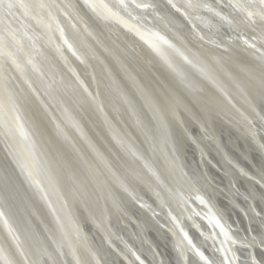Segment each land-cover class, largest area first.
Returning <instances> with one entry per match:
<instances>
[{"label":"water","instance_id":"obj_1","mask_svg":"<svg viewBox=\"0 0 264 264\" xmlns=\"http://www.w3.org/2000/svg\"><path fill=\"white\" fill-rule=\"evenodd\" d=\"M73 1L81 13L89 11L92 14L99 28L108 34L110 40H84L79 34L81 29L65 12L62 11L59 15L55 9L51 11V8L47 7L49 12L41 16L36 11L38 9L33 8L32 15L25 22L41 40H25L26 46L19 40L8 41L9 43L0 41V53L6 55L7 60L18 72L16 77L13 76V80L15 83L19 76L21 81L17 87L22 93L26 89L28 92V88L37 87L38 92L32 90L36 92L35 97L28 92L23 98L33 101L32 119L34 122L38 119L42 121L40 130L44 128L49 131L50 137H53L54 132L59 139L66 137L67 133L59 130L58 124L50 121L46 115L45 104L47 101L52 103L59 114L65 116V109L62 107L64 96H71L70 101L80 99L79 101H83L92 114L96 115L98 124L86 128L77 121V118L85 117L79 114H75L73 119L70 115L65 118L69 119L77 130L82 131L81 138L86 139L92 130L95 140L96 133L102 136L101 133L105 129L109 134V149L123 155L125 165L127 164L141 181L142 187L139 189L142 190V197L126 184V187L129 186L128 196L132 205L137 204L136 199L141 197L140 200L143 199L141 201L154 210L145 216L144 221L148 227L145 228L139 222L140 213L134 206L130 205L128 210L124 209L127 219L125 224L131 229L126 235L125 232L120 233V239L124 241L122 244L128 245L137 261L145 264L126 240L130 238V231L133 233L137 227L143 235L144 230L148 231L147 234L152 238L150 239L154 245L155 236V240L160 241L165 250L170 252L167 264H228V258L232 264H264L259 255L264 254V241L260 238L264 234V216L261 215L263 212L255 207L261 197L258 186L264 188V183L236 164L235 160H230V157H233L230 152L239 156L242 154L239 149L242 148L244 153L249 150L252 155L260 157L264 168V0H133V4L154 1L162 14L152 11L154 7L149 9L151 4L135 7L131 3H125L126 0ZM42 2L36 0L38 5ZM33 4L34 2L31 7H35ZM145 7L148 9H144ZM154 15L162 17L154 19ZM157 21L160 26L154 25ZM10 27L17 25L12 22ZM173 28L175 30L172 31ZM68 35L78 37L79 40H69ZM39 46H44L45 51L51 55V65L46 69L41 64L37 67L38 63L32 61L27 54L26 61L16 57L18 50L22 53H35ZM90 58L94 61L95 70V78L94 81L90 80L91 82L87 80L90 79V73L93 74L89 66ZM24 62L26 65L23 66ZM24 74L31 79L23 81ZM101 82L102 86L99 84ZM206 89L212 93L213 101H210V105L213 107L215 119L219 116L217 121L208 119L207 126L200 123L203 113L199 109V104L203 106L202 104L208 103L202 97L205 96ZM134 90L137 93H134L135 95ZM4 92L7 96L8 90L0 88V96ZM10 96L12 99L7 98L9 102L6 104V110L16 116L22 113L20 109L23 106L17 104L15 98L21 102L22 98L13 97V92ZM107 96L111 100L106 98ZM115 97L122 100L123 114L114 102ZM3 101L2 99V103ZM216 101L222 102L223 105H217ZM238 103L241 104L239 109L242 110L239 114L246 120L244 126H241L238 118L228 114ZM153 125L158 128L167 144L164 148L161 146L162 150L169 157L178 159L176 163L186 177L185 180L190 181L188 173L197 174V170L189 169L188 164L196 155L210 182H216L212 177L214 172L221 177L222 183L233 187L234 195H237L236 200L233 198L234 192L216 183L221 195L225 194L229 200L235 201L236 209L245 217L249 234L244 228L234 225L237 221H232L231 212L223 203L226 198L221 195L213 198L199 190L193 194L178 195L186 204V210H191L184 218L176 215L167 206L166 198L162 199L160 188L153 183L151 177L157 179L159 176L156 164L148 156L153 144L157 147V130ZM206 127H209L211 132H207ZM16 128L10 120L0 115V146L5 148L3 150L8 157L4 158L0 153V169L5 167L7 172L4 179H0V185L7 189L2 190L0 187V193L11 201H16V218L28 222L27 226L25 224L21 227L24 233L41 243L39 234L46 232L63 264H82L68 237L70 233L65 225L67 221L61 219L58 204L60 186L56 188L53 185L57 182L53 181L49 171L44 168L40 155L38 157L32 152L34 147L30 142L28 129L23 124L20 130ZM201 134L205 135L207 145L199 139ZM182 137L183 140L179 143L178 139ZM52 139V147H55L58 144ZM129 140H134L133 145ZM220 140L225 141L229 150L225 146L223 148ZM69 144L73 143L70 141ZM211 144L218 149L216 155L209 150ZM73 146L74 151L77 150L76 145ZM28 151L34 154L31 161H28ZM181 153L183 159L180 157ZM215 156L223 164L225 171L217 167ZM56 170L61 174L62 171L57 165ZM146 171L150 175L146 174ZM231 172L238 174L240 183H236ZM107 175L109 179L113 176L111 173ZM108 177L103 175V180L107 181ZM189 187L191 188L190 183ZM242 189H250L256 201L252 202ZM150 195H153L155 202L157 200L160 205L156 206ZM245 202L249 203L247 206L249 205L257 220L258 234L255 232L254 221L248 220ZM1 207L0 205V233L3 238L10 239L9 234L13 227ZM221 207L226 208V214ZM262 208L264 211L263 205ZM67 214L71 218L72 228L83 243L86 241L87 247L84 245L88 248L90 243L86 240V234L89 229L79 223L77 217L69 211ZM117 214L113 213V216ZM208 215L214 218L212 220H215L216 226L227 237L226 248L219 241ZM31 219H34L35 223ZM173 220H176L177 228L172 226ZM154 221L159 226H156ZM192 230L195 231L194 235ZM178 237L188 245L190 254H186ZM15 240L14 237L10 239L14 246L20 248ZM1 241L0 238L2 244ZM154 245L148 242L146 250L149 251L150 248L157 256L154 257V264H161L163 259L157 255ZM101 248L106 255V264H137L128 253L121 249L116 251L112 243H107ZM94 252L89 250L93 255V263L105 264V260ZM38 261L43 264L40 258ZM7 263L13 264L11 254L0 246V264Z\"/></svg>","mask_w":264,"mask_h":264},{"label":"bare ground","instance_id":"obj_2","mask_svg":"<svg viewBox=\"0 0 264 264\" xmlns=\"http://www.w3.org/2000/svg\"><path fill=\"white\" fill-rule=\"evenodd\" d=\"M42 1L43 2L39 3L38 5L36 3V0H0V23L12 24L13 22L16 25L21 26L20 22L22 21V19L24 18L27 19L30 17V15H32L33 8L38 9L36 11L39 12L41 16H43V14H47V12H49L46 10V8L49 7L51 8V11L55 9L57 11V14L59 15L63 11L68 16H70L74 20L77 27L81 29L79 30L80 31L79 34L84 38V40H110L108 34L99 28V24H97L92 14L89 11H87V13L85 12L83 13L82 11L81 13L80 8L77 7L76 4H74L73 0H42ZM32 2H34L32 6H35V7H31ZM125 3L133 4V0H126ZM7 4L9 6H7ZM145 4H151L152 7L149 8L147 6L149 9L154 7L153 9H151L152 11L158 14H162L161 9L155 6L154 1L147 2L144 4L135 3L133 5L141 7L142 5H145ZM147 7H145L144 9H148ZM59 9L60 11L58 12ZM19 13L20 15H17ZM158 16L162 17L160 15H154L155 17L154 19H156ZM62 19L63 18H61V20ZM120 22L123 24V26L125 25L123 21H120ZM154 25L160 26L159 21L154 22ZM171 30L173 31L175 30V28ZM25 31L28 32V35L25 36L27 37L26 40H41L38 38L33 28L27 25V26L20 28L19 30H16L17 38L15 39L19 40L22 45L26 46V43H27L24 39L21 38V34ZM68 38L69 40L70 39L79 40L78 37L77 38L70 37L69 35H68ZM17 40H0V41L1 42L3 41L16 42ZM27 52L23 51L22 53V51L20 52L18 50L16 53L17 54L16 57L22 61L23 60L26 61V54H27L29 58H31L32 61L34 60L35 63H38L37 67L40 66L39 64H41L46 69V67L48 68V66L51 65V61H50L51 55L47 51H45L44 46H41V47L39 46L38 49L35 51V53H32L31 51H27ZM24 65H26L25 62L23 66ZM89 66L91 67V71H93L94 61L92 59L90 60ZM94 71H93V74L90 73L89 75L90 79L87 78V80L94 81V78H95ZM17 74L18 72L15 70V68H13L10 61L7 60L6 55H3L2 53H0V88L2 90L3 89L8 90L7 96L5 92L4 94L1 93V96H0V115L4 116L6 120H10L12 124L16 125V127L18 128V129L16 128L17 130H20V127L22 124L24 125L26 129H28L31 135L29 137L30 142L32 143V146L34 147L33 148L34 150L32 149V152H34V154L36 153L38 157L40 155L41 162L44 168L49 171V173L51 174L53 178V181L55 183L57 182L56 185L55 184L53 185L56 188L60 186L61 195L59 196L61 199L59 198V202H58L60 206L59 211H60L62 221L64 220L67 221L65 225L69 229L68 233H70V235L68 237L71 240L73 244V248L75 249L77 253V258L79 259V261H82L81 262L82 264H94L93 255L92 253H89V250H91L92 252L95 251L97 256H99L102 260H105L104 263L106 264V255L103 253L102 251L103 248L101 247H103V245H106L107 243L108 244L112 243V246L116 247L114 248L116 251L120 249L123 250L124 253L125 252L128 253V255L132 258L133 261L137 262V264H141L140 262L137 261V258L133 254H131L129 246L128 245L125 246L122 244L124 241L121 240L122 238L120 237L122 235V234L120 235L121 232H125L124 234L126 235L128 234L127 232L131 229L128 224H125L127 222V219H126V215L124 214V209L128 210V207L132 205V202H131L132 200L128 196L129 186L133 189V191L137 193L139 192V196L142 197L143 195H140L142 190L139 189L140 187H142L141 181L136 177L135 173L132 170H130L129 166L127 164H126L127 166L125 165L123 155L121 154L118 155L117 153H115V150L109 149V145H108L109 144V134L105 129H103L101 133L102 136L96 133L95 140L93 139L94 132L91 130V128H90L91 131H89L91 134H89L86 137V139L85 137L81 138V136L83 137L82 131L80 129L77 130L75 125L74 124L72 125L71 124L72 122L69 119L65 118L66 116L70 115L72 116V119H73L75 114H79L80 116L84 115L85 117L77 118V121L83 124L84 126H86V128L91 127L92 124H98L97 118H95L96 115L94 116L92 114V111L86 107V104L83 101H79L80 99L70 101L72 97L68 96L66 92H64L66 94L65 95L66 97L64 96V101H63L64 103L62 107L65 109V111L63 112L65 116H61L59 114V111L55 108V106L52 105V103L47 101L45 104L46 115L50 118V121H55V123L58 124L59 130L60 129L64 130V132L67 133L66 137H63V138L61 137L59 139V137L57 136V134H55V132L54 134L52 133L53 137H50L51 133L49 131H45L44 128L43 130L42 128L40 130L41 124L43 125L42 121L38 119V120H35L34 122L32 119V116H33L32 110L34 108L33 107L34 104H31V102L33 101L31 99L29 100V98H25V99L23 98L25 97V93H28V92H29V95H31L32 97H35L36 92L32 90H35L38 92L37 87H35V89L28 88V92L26 89L25 92L22 93L17 87V85L21 81L19 76H18V79H16L15 83L13 80V76L15 75L16 77ZM29 78L30 76H27V74H24L23 81H26ZM56 82H58L57 79H56ZM99 84L101 85L102 82ZM150 89H151V86H150ZM11 92H13L15 95L13 97L21 96L20 98H22V102L20 100H17V98H15L17 101V104H21L23 106V108L20 109L22 113L16 116L11 111L8 112L6 110V104L7 102H9L8 99L10 100L12 99V97L10 96ZM210 92H208L207 90L206 93H204L205 96H202L208 103L202 104L203 106L199 104L200 105L199 109L203 113V116L200 119L201 120L200 123H203V125H206V126H207V121H209L208 119H211V118H213V120L219 119V116H217L216 119L214 117L213 107L210 105V101H213L211 98L212 93ZM134 93L137 94L135 90L133 92V95H135ZM108 97L109 96H107L106 98ZM2 99L4 100L3 103H2ZM108 99L111 100L110 97ZM111 102L113 103V101ZM114 102L115 104L117 103L118 108L121 109L120 113L123 114L124 110L122 109V103H121L122 100L119 97H115ZM216 104L219 106L223 105L222 102H218V101H216ZM240 105L241 104L238 103L237 106H235L233 110L230 111L228 114L238 118L239 123H242L241 126H244L243 124L246 120L243 115L239 114L240 111H242L241 109H239ZM223 114L225 113L223 112ZM11 116H15V117L11 118ZM236 118H234V120H236ZM220 119L222 120V118ZM20 123L22 124L20 125ZM47 127L50 128V126H47ZM130 128H132V126ZM155 129L157 130L156 134L158 136V137H155L157 141L158 149L156 145L153 144V149L151 148L150 149L151 151L150 150L148 151V156L152 160V162L156 164L157 166L156 170L159 176L157 179H155L154 176H151V177H152V181H154L153 183L158 185L160 188L159 189L160 196L162 195L163 200H165L166 198L167 206L176 215L184 218L187 215L186 213H189V214L191 213V210L189 209L186 210L187 209L186 204L183 201H181L180 197L178 196V195H182L183 193L193 194L194 191L199 190L205 195L206 194L209 196L211 195V197L216 198L219 195H221V191L218 189L217 187L218 185H216V183L222 185V188H225V189L230 190L231 192H234L233 187L228 186L227 183L226 184L222 183L221 177L216 175L214 172L212 173V177L215 178L216 182L215 183L210 182L208 177L203 172L201 165L199 164L200 160L199 158L196 157V155L195 157L191 158L193 159V161L189 162L188 164L190 166L189 169L192 168L194 170L195 169L197 170V174L193 172L188 173L189 174L188 177L190 181L188 182V180H185L184 178L186 177L182 174V172H180L178 168L179 165L178 163H176L178 162V159L173 156L169 157L168 155L164 153L162 149L164 148V145L166 146L167 144L166 142H164V137L161 135L158 128L155 127ZM206 129L208 130L207 132H211L209 130V127H206ZM132 130L135 131L133 128ZM134 133H136V131ZM52 138H54L58 144L55 147H52L53 145ZM180 139H178L179 143L180 141L182 142L183 137ZM199 139L201 140V142H204V144L206 143L205 135H202L201 137H199ZM70 141L74 145H76L77 150L74 151L73 144H69ZM220 141H221V144L223 145V148L224 146L226 147L225 141L224 140H220ZM132 142H134V140L130 142L131 145H133ZM91 143H94V145L93 144L91 145ZM161 146H163V148ZM24 148L26 149L25 146ZM3 149L5 148L0 146V153L4 156V158L8 159L7 154ZM210 149L212 150L213 153H215L214 155H216V151L218 149H216L213 145L209 147V150ZM239 150H240V153L245 154V156L246 155L247 156L244 157L240 153H239L240 154L239 156H236L234 152L229 151L230 153H232L231 155L233 156V157H230L232 158L230 160L233 162L235 160L236 164L238 163L239 165H241L243 168L246 169V171L250 175H253L259 178L264 183V168L262 166V159L260 157H256L252 155L249 150H247L246 153H244V150L242 148ZM30 151H28L29 153H27L28 154L27 157L29 159V160L27 159L28 161L33 160L34 154L30 153ZM230 153H229V156H230ZM180 157L181 159H183L182 153ZM214 162L217 165V167H219L221 170L223 168L225 171L223 164H221L220 161L217 160L216 156L214 157ZM56 165L59 166L60 170L62 171L61 174H58L56 170ZM3 168L4 169L2 168L0 169V179L1 180L4 179V174H7L5 167ZM107 173H111V175H113L112 178L109 179ZM231 173H232L233 179L236 181V183H238L239 182V177L237 176L238 174H236L235 172H231ZM146 174H149L148 171H146ZM103 175L104 176L106 175L108 177L107 181L103 180ZM189 183H190L191 188L189 187ZM126 184H128L129 186L126 187ZM0 187L2 188V190L6 188L2 184L0 185ZM242 190L248 195V197L251 199L252 202L256 201L255 200L256 198L254 197L250 189H242ZM258 190L261 194V197L258 198L259 202L255 203L256 205L255 207L261 210L263 212V214L261 213V215L264 216V211L262 208V205L264 206V188L261 186H258ZM234 194L235 192L233 193V198L234 200H236L237 195L235 196ZM221 196L223 198H226V201H224L223 203L225 207L228 206L229 211L231 212L232 221L233 222H235V220L237 221V223L235 222L234 225L244 228V230L248 233L245 217L239 210L236 209L235 201L231 199L229 200V198L225 194L224 196L223 195ZM140 198L136 199V201L133 199L137 204L132 205V206H134L135 209L140 213L139 222L142 224V226H144L145 228H148L147 223H145L144 221V218L146 215H149L150 211H153L154 209L153 207L151 208L148 207L146 203L141 201L143 199L140 200ZM150 198L153 200L156 206L160 205V203L157 200L155 202L153 195L152 196L150 195ZM20 199H21V195H20ZM15 202L13 200L11 201L10 199H8V197H4L2 195L0 196V205L2 206L1 207L2 211L5 213V216L9 218L10 223L12 224V227H13V230H11L9 234L10 239L11 237H14L16 239L15 241L18 242L19 244L18 246L20 247L18 248L16 245L15 247L13 245L14 242L11 243L9 238H5V237L3 238V234L1 235L0 233V238L2 240L1 241L2 244L0 243V246L3 250L5 251L8 250V254H11V259L13 260V264H41V262L38 261L39 258L43 261V264H63L62 259L60 258L58 252L56 251L54 247V243L51 242L49 237L46 235L47 234L46 232H44L43 234L41 231V234H43V235L39 234L41 243H37V241L34 240L33 236H31L30 238L29 234L24 233L21 230L22 225L25 226V224L28 222L26 221L22 222L16 218L14 214V212L16 211L14 210ZM247 204L249 203L245 202L244 205H245V209L247 210V214L249 218L248 220L250 222L254 221L253 225L255 228V232L258 234L259 227L256 224L257 220L254 217L253 213L251 212L250 210L251 208H249L248 207L249 205L247 206ZM225 207L224 208L221 207V208L226 214ZM68 211L71 214H73L75 217H77L79 223L84 225L85 228L87 227L89 229L86 234V238H87L86 240L87 242L91 244L90 245L88 243L90 248L89 247L86 248L87 247L86 241L85 243H83V240L76 233L74 228H72L73 224H72V221L70 220L71 219L70 216L67 214ZM116 212L118 213L117 216H113V213H116ZM207 217L209 218V221L214 227V231L219 236V239H220L219 241H221L222 246L226 248V244H228L227 237L224 235L222 230L216 226L214 222L215 220H212L214 218H212L211 215H208ZM31 220L32 222L35 221L34 219H31ZM154 223L156 226H159L155 221ZM171 223L174 228L175 227L177 228L176 220H173ZM41 230L43 229L41 228ZM147 233L148 231L144 230V235H143L140 232V230H138V228L136 227L133 233H131L130 231V238H127L126 240L133 247L136 254L140 257V259L143 260L145 264H154V261H153L154 257H157V256L154 254V252L151 251L150 248L148 251L146 250L147 248L145 247L148 242L149 243L151 242V244L154 245L153 241L151 240L152 238L149 237ZM192 233L194 235L195 231L192 230ZM177 234H179V232ZM153 238H154L155 244L157 245V246L154 245L155 249L157 250V255L161 256V258L163 259L162 260L163 263L161 264H167V262H169L167 256H170V252L168 250H165L163 244H161L160 241L157 240L158 241L157 242L155 240L156 239L155 236ZM260 238L264 241V234H262ZM178 240L180 244L184 247V250H186V254H190L191 250L188 247V245L182 239L179 238ZM84 244L86 245V247ZM40 245H42V247ZM36 255H38L39 258L36 259ZM259 255L262 261L264 262V254L260 253ZM144 258H146V260ZM227 260H228V264H232L229 258ZM121 264L123 263L121 262Z\"/></svg>","mask_w":264,"mask_h":264},{"label":"rangeland","instance_id":"obj_3","mask_svg":"<svg viewBox=\"0 0 264 264\" xmlns=\"http://www.w3.org/2000/svg\"><path fill=\"white\" fill-rule=\"evenodd\" d=\"M17 15H20V13ZM14 17H16V16H14ZM19 20H21V19H19ZM25 20H26V18L22 19V21L20 22L21 26L17 25V27H14V28L10 27L12 24L0 23V40H17V39H15V38H17L16 37V30H19L20 28L28 25L27 22H25ZM26 35H28L27 31H25L21 34V38L26 40L27 39V37H25Z\"/></svg>","mask_w":264,"mask_h":264}]
</instances>
